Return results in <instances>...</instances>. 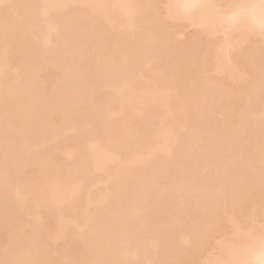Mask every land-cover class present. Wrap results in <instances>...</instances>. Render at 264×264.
I'll use <instances>...</instances> for the list:
<instances>
[{
  "label": "bare ground",
  "instance_id": "bare-ground-1",
  "mask_svg": "<svg viewBox=\"0 0 264 264\" xmlns=\"http://www.w3.org/2000/svg\"><path fill=\"white\" fill-rule=\"evenodd\" d=\"M261 4L0 0V264H264Z\"/></svg>",
  "mask_w": 264,
  "mask_h": 264
},
{
  "label": "rangeland",
  "instance_id": "rangeland-1",
  "mask_svg": "<svg viewBox=\"0 0 264 264\" xmlns=\"http://www.w3.org/2000/svg\"><path fill=\"white\" fill-rule=\"evenodd\" d=\"M260 2H261V1H260ZM260 2H259V3H260ZM262 2H263V1H262ZM262 2H261V3H262ZM259 3H257V4H259ZM261 5H264V4H261ZM161 6H162V4H161ZM161 6H159V8H161ZM257 6L259 7L260 4L257 5ZM258 7H257V8H258ZM261 7H262V6H261ZM263 8H264V6H263ZM258 9H259V8H258ZM262 10L264 11V9H262ZM262 10H261L260 12H262ZM263 14H264V13H263ZM263 16H264V15H263ZM186 28H187V29H186ZM185 29H186V30L183 31V34L181 33V32H182L181 30H180L179 34H177V36H178V38H179V39L177 38V40H180V39H181V41L183 42L182 39H184V38H187V39H188V37L191 36L190 34H193V33H191V32L194 31V30H192V29H194V28H192V27H189V28H188V27H185ZM182 30H183V29H182ZM187 32H188V33H187ZM180 33L182 34L181 36H180ZM188 35H189V36H188ZM185 36H188V37H185ZM182 37H183V38H182ZM190 38H192V36H191ZM186 41H187V40H186ZM189 41H190V39H189ZM184 42H185V41H184ZM46 72H47V71H45V73H46ZM53 73H54V72H52V74H53ZM48 74H50V73H48ZM52 74H51V75H52ZM46 75H47V74H46ZM46 75H45V78H46ZM42 76H43V73H42ZM49 76H50V75H49ZM48 78H49V77H48ZM67 139L69 140V138H67ZM67 139L65 140L66 143H67V141H68ZM68 142H70V141H68ZM62 144H64V143H62ZM62 144H60V145H62ZM64 145H65V144H64ZM62 146H63V145H62ZM60 147H61V146H60ZM43 149H46L47 151H50V149L48 150V148H45V147H44ZM41 150H42V148H41ZM45 152H46V151H45ZM95 191H97V189H96ZM92 192H94V191H92ZM97 195H98V192H97ZM94 196H95V194H94ZM257 202H258V201H257ZM257 202H255V203H257ZM255 203H254V204H255ZM254 204H253V205H252V204L250 205V206H252V207H250L251 209H253V208L255 207ZM261 204L264 205L263 202H261ZM261 204H260V202H259V206H261ZM9 205H10V204H9ZM257 205H258V204H257ZM263 205H262V206H263ZM259 206H256V208H258ZM256 208H255V209H256ZM261 208H262V207H261ZM6 209H8V208L6 207ZM251 209H250V210H251ZM255 209H254V210H255ZM258 209H260V208H258ZM250 210H249V211H250ZM256 210H257V209H256ZM7 211H8V210H7ZM53 211H54V213H56L57 215H54L53 212H52L53 215H51L50 212H49V214H50L51 216H50V215H48V216L52 217L53 219L50 218V221L53 220V222H54V216H60V213H59L57 210H56V211L53 210ZM60 211H61V210H60ZM249 211H248V212H249ZM261 211H262V210H261ZM261 211L257 210V211L255 212V214H256L257 212L261 214ZM5 212H6V211H5ZM57 212H58V213H57ZM248 212H247V213H248ZM252 212H253V211H252ZM252 212L250 211V215L253 214ZM150 214H151V213H150ZM154 214H155V211H154ZM154 214H152V215H154ZM245 214H246V213H245ZM46 215H47V214H45L44 217H45ZM64 215H65V214H64ZM152 215H151V216H152ZM248 215H249V213H248ZM248 215H245L246 218H243V219L240 221V223H241L242 221H244V220H246L245 222H247V219H248L249 216H250V215H249V216H248ZM253 215H254V214H253ZM253 215L250 216V219H251V217H252V219L255 217V216H253ZM256 215H258V214H256ZM65 216H66V215H65ZM247 216H248V217H247ZM259 216H261V215H258L257 217H259ZM46 217H47V216H46ZM257 217H256V218H257ZM56 218H58V217H56ZM241 218H242V217H241ZM241 218H240V219H241ZM259 218H261V217H259ZM44 219H45V218H44ZM262 219H263V218H262ZM46 220H47V219H46ZM48 220H49V219H48ZM50 221H49V223H50ZM250 221H251V220H250ZM250 221H249V222H250ZM253 221H254V219H253ZM255 221H256V223L261 222V221H257V219H256ZM255 221H254V222H255ZM51 222H52V221H51ZM254 222H252V223H254ZM256 223H255V224H256ZM51 224H52V223H51ZM226 224H227V223H226ZM226 224H225V226H227ZM255 224H254V225H255ZM46 225H47V224H46ZM52 225H53V224H52ZM254 225H253V226H254ZM256 225H257V224H256ZM50 226H51V225H50ZM50 226H49V224H48V227H49V228H50ZM225 226H224V227H225ZM228 226L230 227L231 225L228 224ZM240 226H244V225L241 224ZM250 226H252V225L250 224ZM231 227H232V226H231ZM244 227H245V226H244ZM247 227H248V225H247ZM225 229H226V228H225ZM227 229H228V228H227ZM231 229H232V228H231ZM228 230H230V229H228ZM249 230H250V229H249ZM230 231L232 232V230H230ZM250 231H251V230H250ZM227 232H228V231H227ZM228 233H229V232H228ZM228 233H227L226 236H230V235H231V233H230V235H228ZM232 233H233V232H232ZM214 236H215V235H214ZM214 236H213V237H214ZM1 237H2V235L0 234V238H1ZM216 237H217V236H216ZM70 238H71V237H70ZM75 238H76V237H75ZM224 238H226V237H224ZM208 239H209V238H208ZM211 239H212V240H211ZM219 239H220V237H219ZM226 239H227V238H226ZM226 239H224V241H226ZM228 239H229V238H228ZM67 240H68V238H67ZM73 240H75V239H72V241H73ZM77 240H78V238H77ZM77 240H76V241H77ZM210 240H211V241L213 242V244H214V241H213L214 239L210 237ZM215 240H216V239H215ZM69 241L71 242V240H69ZM76 241H73V242H76ZM211 241H210V242H211ZM218 241H219V240H218ZM218 241H216V242H218ZM221 241H223L222 238H221ZM70 242H69V246H70L71 243H73V242H71V243H70ZM0 243L2 244L3 242L0 241ZM63 243H64V242H63ZM77 243H81V242H80V241H79V242L77 241ZM220 243H221V242H220ZM60 244L62 245V243H60ZM65 244H67V246H68V242H67V243L65 242L64 245H65ZM209 244H210V243H209ZM213 244H211V245H213ZM218 244H219V242H218ZM3 245H5V244L3 243ZM6 245H7V244H6ZM6 245H5V246H6ZM71 245H72V244H71ZM75 245H77V244H75ZM75 245H72V249H74L73 246H75ZM207 245H208V244H207ZM215 245H216V243H215ZM5 246H4V247H5ZM57 246H58V248H57ZM69 246L67 247L66 250H70V251H69V254H72L74 251L71 250V249L69 248ZM64 247L66 248V246H64ZM76 247H77V246H76ZM206 247H207V246H206ZM6 248L9 249V247H6ZM6 248H5V249H6ZM77 248H78V247H77ZM208 248H209V247H208ZM213 248H214V247H213ZM213 248H211L212 250L210 249V251H215V249L213 250ZM2 249H4V248L2 247ZM56 249H59V243L56 245ZM205 249H206V248H205ZM72 251H73V252H72ZM78 251H79V250H77V254H78ZM80 251H81V245H80ZM207 251H208V250H207ZM70 252H71V253H70ZM75 252H76V250H75ZM75 252H74V253H75ZM149 252H150V250H149ZM149 252H148V253H149ZM204 252H206V251H204ZM208 252H209V251H208ZM216 252H217V251H216ZM210 253H211V252H210ZM213 253H214V252H212V254H213ZM205 254L207 255V253H205ZM208 254H209V253H208ZM79 255H80V252H79ZM210 255H211V254H209V256H208V255H207V256L210 257ZM216 255H217V254H216ZM70 256H71V255H70ZM73 256H74V254H73ZM204 256H205V255H204ZM211 256H212V255H211ZM205 257H206V256H205ZM205 257H204V258H205ZM213 257H215V254H213ZM211 258H212V257H211ZM162 262H163V261H162ZM171 262H172V261H171ZM164 263H165V264H168V263H170V261H168V263H167V261H165V262H163V264H164ZM172 263H173V262H172ZM170 264H171V263H170Z\"/></svg>",
  "mask_w": 264,
  "mask_h": 264
}]
</instances>
